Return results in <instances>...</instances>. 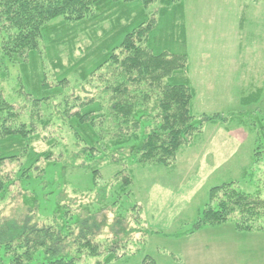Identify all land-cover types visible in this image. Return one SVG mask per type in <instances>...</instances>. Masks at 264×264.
<instances>
[{
	"label": "rangeland",
	"instance_id": "374dc122",
	"mask_svg": "<svg viewBox=\"0 0 264 264\" xmlns=\"http://www.w3.org/2000/svg\"><path fill=\"white\" fill-rule=\"evenodd\" d=\"M183 1L184 16L178 18L175 39L167 33L164 48L187 56L184 76L195 91L196 124L206 116L236 119L228 124L206 123L193 144L182 148L175 163L167 166L138 162L151 129L145 130L143 122L139 142L99 153L95 159L84 157L86 153H80L81 147L66 131H57L60 144L51 149V160L42 158L31 167L26 159L0 166V177L9 179L0 194V227L11 223L18 229L29 224L43 227L50 223L46 219L60 214L59 234L62 228L71 254L76 256L74 248L83 238L100 245L101 256L83 258L79 264L103 263L113 248L123 256L110 264H144L146 257L155 264H264V230L240 231L233 222L196 227L199 210L215 186L237 181L242 191L264 195L260 175L264 158L262 170L251 167L257 148L252 124L264 146V0ZM153 9L157 12L159 7ZM95 34L102 32L80 36L82 46H91ZM18 73L17 68L10 75L6 72L7 77L0 78V91L22 113L33 112L30 103L16 95ZM259 89L263 91L259 100L244 105L245 98ZM242 120L252 122L251 126ZM46 144L38 146V151L47 153ZM225 156H231L227 163H211L214 158L224 162ZM28 168L31 174L19 178ZM124 183L131 186L123 188ZM135 205L141 207L137 214L144 219L139 225ZM62 207L68 220L62 218ZM48 263L44 253L38 252L28 264Z\"/></svg>",
	"mask_w": 264,
	"mask_h": 264
},
{
	"label": "trees",
	"instance_id": "16d2710c",
	"mask_svg": "<svg viewBox=\"0 0 264 264\" xmlns=\"http://www.w3.org/2000/svg\"><path fill=\"white\" fill-rule=\"evenodd\" d=\"M184 10L183 0H0V78L17 68L16 95L37 111L22 113L0 91V166L26 159L31 167L42 158L51 160V149L60 144L57 131H66L81 147L80 153H86L83 156L95 159L99 153L139 142L141 122L145 130L151 129L138 162L167 166L193 144L206 123L234 121L231 115H215L196 124L195 91L184 76L187 56L164 48L167 33L175 39ZM106 23L109 29L101 27ZM95 30L102 34L83 47L79 37ZM262 93L256 90L244 105L258 101ZM252 128L257 148L251 165L256 170H251L258 171L264 146L262 135L253 124ZM42 143H47V153L38 151ZM24 170L18 174L21 179L31 174V168ZM8 180L0 177V194ZM130 186L124 183L123 188ZM62 208V218L68 220ZM140 209L133 208L138 225L144 220L137 214ZM198 215L197 228L233 222L240 231L264 230V195L242 191L237 181L223 183L209 191L208 203ZM59 217L46 219L50 223L43 227H0V264H28L38 252L48 264H79L83 258L101 256L100 245L84 238L74 248L76 256L71 254L62 228L59 234ZM63 245L68 251L59 250ZM119 251L113 248L98 264L117 261L123 256ZM144 264L155 263L146 257Z\"/></svg>",
	"mask_w": 264,
	"mask_h": 264
},
{
	"label": "crops",
	"instance_id": "0c3cea01",
	"mask_svg": "<svg viewBox=\"0 0 264 264\" xmlns=\"http://www.w3.org/2000/svg\"><path fill=\"white\" fill-rule=\"evenodd\" d=\"M221 154H222V153H221ZM229 157H231V156H229ZM229 157H228V158H227V156L223 157V158H224V160H225V161L223 160L224 162H221V160H219L218 162H216V161H215V160H216V158H214L215 160H214V161H212L211 163H215V164H216V163H218V164L220 163L219 165H222V164H224V163H227V162H228V159H229Z\"/></svg>",
	"mask_w": 264,
	"mask_h": 264
}]
</instances>
